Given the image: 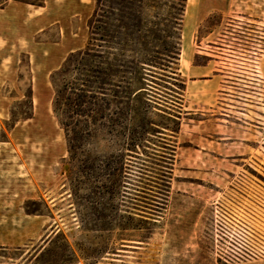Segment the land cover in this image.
<instances>
[{"label": "rangeland", "instance_id": "rangeland-1", "mask_svg": "<svg viewBox=\"0 0 264 264\" xmlns=\"http://www.w3.org/2000/svg\"><path fill=\"white\" fill-rule=\"evenodd\" d=\"M8 4L0 9V171L16 177L0 189L17 198L19 223L47 227L39 241L0 248V264H264V0H188L180 134L134 158L119 194L81 192L86 202L71 188L51 75L85 48L95 0ZM175 88L149 93L172 104ZM172 140L167 193L164 142Z\"/></svg>", "mask_w": 264, "mask_h": 264}, {"label": "trees", "instance_id": "trees-1", "mask_svg": "<svg viewBox=\"0 0 264 264\" xmlns=\"http://www.w3.org/2000/svg\"><path fill=\"white\" fill-rule=\"evenodd\" d=\"M10 1L44 5V0H0V9ZM187 3L95 0L85 48L71 53L51 75L53 112L64 131L77 200L86 202L80 193L95 189L119 194L134 158L146 153L154 140L180 134L187 83L178 64ZM155 85L176 86L178 101H154L149 92ZM27 99L33 106L31 93ZM164 143L171 151L165 156L169 161L163 179L169 193L177 141Z\"/></svg>", "mask_w": 264, "mask_h": 264}, {"label": "crops", "instance_id": "crops-1", "mask_svg": "<svg viewBox=\"0 0 264 264\" xmlns=\"http://www.w3.org/2000/svg\"><path fill=\"white\" fill-rule=\"evenodd\" d=\"M8 7L9 4L4 10H7ZM15 177V171H0V181L3 178L11 180ZM3 203L6 204L4 207ZM16 204L17 198L14 195H3L0 189V248L4 250L20 248L28 243L41 240L47 227L46 223L37 221L35 224L33 221L24 220V218L19 223V210ZM45 247L41 248L39 254L42 253ZM36 258H38V255Z\"/></svg>", "mask_w": 264, "mask_h": 264}]
</instances>
